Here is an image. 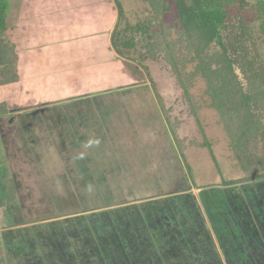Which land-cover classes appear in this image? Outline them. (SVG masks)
Returning a JSON list of instances; mask_svg holds the SVG:
<instances>
[{
	"label": "rangeland",
	"instance_id": "374dc122",
	"mask_svg": "<svg viewBox=\"0 0 264 264\" xmlns=\"http://www.w3.org/2000/svg\"><path fill=\"white\" fill-rule=\"evenodd\" d=\"M2 1L0 36L14 46L18 76L0 83V193L9 195L10 206L9 213L0 207L4 264H264V176L252 179L261 169L242 166L229 147L217 112L205 102L202 78L191 88L196 120L161 53L147 57L138 45L125 62L105 56L109 69L121 68L119 77L100 84L93 76L104 59L90 44L83 46L82 59L92 62L85 77L77 67L70 72L83 82L62 91L58 68H50L58 66L54 50L28 51L54 45L58 26L41 15L65 0ZM109 2L112 14L117 6ZM118 2L124 16L112 32L151 15L142 0ZM169 3L173 10L163 20L171 26L178 13ZM25 18L38 22L40 32ZM124 42L122 51L129 48ZM91 137L100 144L84 148Z\"/></svg>",
	"mask_w": 264,
	"mask_h": 264
},
{
	"label": "trees",
	"instance_id": "16d2710c",
	"mask_svg": "<svg viewBox=\"0 0 264 264\" xmlns=\"http://www.w3.org/2000/svg\"><path fill=\"white\" fill-rule=\"evenodd\" d=\"M114 1L121 19L124 11L118 0ZM142 1L150 6V17L133 25L126 22L120 29L117 26L112 37L114 49L123 57L128 51H137L138 45L147 57L161 53L196 120L198 106L191 88L195 77H201L205 102L217 112L229 147L242 166L261 169L252 179L263 177L264 150L259 153V144L264 149V0H174L178 16L171 26L163 20L173 10L170 0ZM3 3L0 0V31L6 28ZM136 36L140 42L131 43ZM118 40L128 42L129 48L122 51ZM15 62L14 46L0 36L1 84L17 80ZM188 64L193 68L186 71ZM4 111L1 104L0 114ZM2 170L0 166V188ZM7 199L9 195L0 193L4 213L10 212ZM0 264H4L3 258Z\"/></svg>",
	"mask_w": 264,
	"mask_h": 264
},
{
	"label": "crops",
	"instance_id": "0c3cea01",
	"mask_svg": "<svg viewBox=\"0 0 264 264\" xmlns=\"http://www.w3.org/2000/svg\"><path fill=\"white\" fill-rule=\"evenodd\" d=\"M73 1H74L73 3H71L70 0H65V2H59L57 8H54V6L44 8L45 12H43L44 14L41 15L43 20H45L49 24H53L55 26H58V28L54 27L52 29L53 32L58 33L54 37V39L56 41H52L54 43L53 46H52V44L51 45H43L42 44L43 42H41V44H39L42 46L41 48L33 47L34 49L29 48L30 50L28 51V52H32V50H33L36 52L34 54L39 55V53L41 51L47 52V50H49V51L51 49L54 50V52H55L54 55L58 56V66L53 64L54 63V61L52 60L53 57H51V62L53 65H51L50 68H52L53 66L57 67L58 68V77H61V78L67 77L70 79L68 81V84H62V85L59 83L60 82L59 80L61 78L58 79V85H60V87H58V89H60L62 91H63L62 87L65 88V87L71 85L70 87H73L75 89L76 86H80V84L83 82V81H81V82L78 81L79 78H77L76 76H74L73 74L70 73L71 69H75V67H77L78 69L77 68L76 69L78 70V72H80L79 75L82 78V77H85V75L87 73L86 72L87 66L90 65V67H91V64H92L91 59H87V58H84V60L82 59V57H84L82 55V53H85V48L83 46L87 47L90 44L96 45V48H98L97 50H98L99 55H101V58L104 59V60H101L99 62V66L103 65L104 69L102 68L101 72H98V76H93L94 73H93L92 69H90V72H92V73H89V76L87 77V79L84 80L86 84L91 82L89 80V79H92L91 76H93L95 82H98L100 84L104 83V80L109 78V76L110 77H112V76L119 77V71H120L121 67L116 66L114 68L109 69L108 66H106V64L108 62L105 60V58H107L108 60H114L116 62L117 61L125 62V59L123 58V56L119 55V53H116L117 51L112 47V37H113V34H112L113 29L112 28H114L116 18L119 17L117 7L115 8V6L112 5L113 6V12L111 14V8H110L109 0L108 1H106V0H104V1L103 0L102 1H99V0H73ZM50 3H53V0H43L41 4L49 5ZM29 5H34V2H33V4H32V2H30ZM102 7L107 8V10H102L101 9ZM38 9L39 8H37L36 10H38ZM105 11H107L105 14L106 16L109 13L108 14L109 18H107V22L105 21L106 18H103V16H102V14H104ZM20 12H22V11H20ZM23 12H24V10H23ZM25 16L26 17L30 16V14L28 12H25ZM28 18H30V17H28ZM24 23H26V25L30 24L29 25L30 28L38 29V31L40 30L39 29L40 26H39L38 22H36V21H34V22L31 21V23H30L29 20L27 18H25ZM105 23H107L106 27H103V25L105 26ZM36 24H38V25L35 26ZM110 26H111V28H110ZM49 27L51 28V26H49ZM96 27L98 28V30ZM103 28L104 29L108 28V29H106L108 31H102ZM81 29H82V32H79ZM99 29H101V31H99ZM52 30H46V31L52 32ZM48 32L46 34H48ZM46 34L39 36V38L42 39V37H45ZM96 37H99V40H97V41H100V42L95 43V41H92L93 39H97ZM80 45H82V47L84 48V49L82 48L83 51L80 50V47H79ZM29 54H31V53H29ZM31 55L33 56V54H31ZM35 56H37V55H35ZM38 58H39V60L41 59L40 57H37V59ZM33 59H36V58H33ZM77 59H80L81 61H79V63H78ZM88 60L91 63L88 62ZM80 62L84 63L85 65L80 63ZM94 64H96V63H94ZM95 69H97V67H95ZM84 73H85V75H84ZM52 75H53V73H52ZM75 77L77 79H74Z\"/></svg>",
	"mask_w": 264,
	"mask_h": 264
},
{
	"label": "clouds",
	"instance_id": "9594fccd",
	"mask_svg": "<svg viewBox=\"0 0 264 264\" xmlns=\"http://www.w3.org/2000/svg\"><path fill=\"white\" fill-rule=\"evenodd\" d=\"M99 144H100V140L98 138L91 137L84 143L83 147L88 149V148L96 147ZM83 157H84V153L83 152L79 153V158L82 159Z\"/></svg>",
	"mask_w": 264,
	"mask_h": 264
}]
</instances>
